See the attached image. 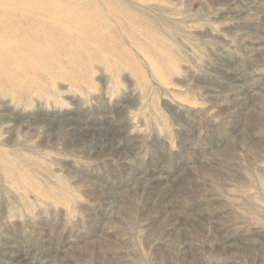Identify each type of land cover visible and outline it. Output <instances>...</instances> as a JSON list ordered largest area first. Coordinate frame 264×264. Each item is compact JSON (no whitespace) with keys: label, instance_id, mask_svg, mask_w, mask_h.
<instances>
[{"label":"rangeland","instance_id":"374dc122","mask_svg":"<svg viewBox=\"0 0 264 264\" xmlns=\"http://www.w3.org/2000/svg\"><path fill=\"white\" fill-rule=\"evenodd\" d=\"M0 11V264H264V0Z\"/></svg>","mask_w":264,"mask_h":264},{"label":"bare ground","instance_id":"6f19581e","mask_svg":"<svg viewBox=\"0 0 264 264\" xmlns=\"http://www.w3.org/2000/svg\"><path fill=\"white\" fill-rule=\"evenodd\" d=\"M52 11H53V13L58 14V15L66 14V12L62 8L61 9L54 8ZM3 17H4V12L0 11V19H4ZM2 25H4V22L0 21V26H2ZM14 51L21 53L20 48H16V49H14ZM5 55H6L5 51L0 49V57H3ZM0 67H3V63H0Z\"/></svg>","mask_w":264,"mask_h":264}]
</instances>
